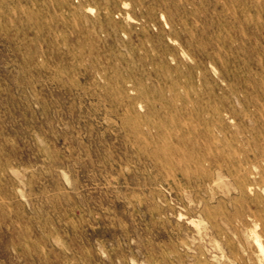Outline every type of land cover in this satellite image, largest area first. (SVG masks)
<instances>
[{
    "label": "rangeland",
    "instance_id": "obj_1",
    "mask_svg": "<svg viewBox=\"0 0 264 264\" xmlns=\"http://www.w3.org/2000/svg\"><path fill=\"white\" fill-rule=\"evenodd\" d=\"M0 264H264V0H0Z\"/></svg>",
    "mask_w": 264,
    "mask_h": 264
},
{
    "label": "bare ground",
    "instance_id": "obj_2",
    "mask_svg": "<svg viewBox=\"0 0 264 264\" xmlns=\"http://www.w3.org/2000/svg\"><path fill=\"white\" fill-rule=\"evenodd\" d=\"M128 1V0H127ZM259 110V109H258ZM259 174V173H258ZM249 175H251V176H257V173H255V172H249ZM252 186H253V184H251V183H248V181L246 182H244L243 184H242V189H245V188H249L248 190H250V191H253V189H252ZM256 241V240H255ZM257 242V241H256ZM258 243V242H257ZM259 246H260V244H259Z\"/></svg>",
    "mask_w": 264,
    "mask_h": 264
}]
</instances>
